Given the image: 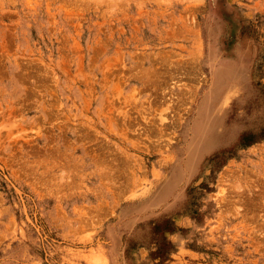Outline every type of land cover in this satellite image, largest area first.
<instances>
[{"label":"rangeland","instance_id":"374dc122","mask_svg":"<svg viewBox=\"0 0 264 264\" xmlns=\"http://www.w3.org/2000/svg\"><path fill=\"white\" fill-rule=\"evenodd\" d=\"M0 264H264V0H0Z\"/></svg>","mask_w":264,"mask_h":264}]
</instances>
